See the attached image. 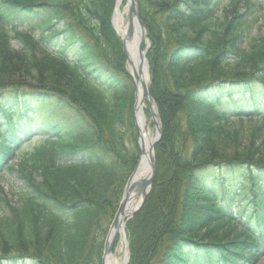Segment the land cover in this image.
Segmentation results:
<instances>
[{"label":"trees","instance_id":"trees-1","mask_svg":"<svg viewBox=\"0 0 264 264\" xmlns=\"http://www.w3.org/2000/svg\"><path fill=\"white\" fill-rule=\"evenodd\" d=\"M250 3L137 0L162 132L155 180L126 222L128 264H238L264 245V35ZM113 7L0 0V174L20 181L0 187V264H102L139 156ZM143 214L155 225L142 241Z\"/></svg>","mask_w":264,"mask_h":264},{"label":"bare ground","instance_id":"bare-ground-1","mask_svg":"<svg viewBox=\"0 0 264 264\" xmlns=\"http://www.w3.org/2000/svg\"><path fill=\"white\" fill-rule=\"evenodd\" d=\"M123 0H116V6L112 18L113 26L117 33L121 36L124 42V46L126 49L127 55V67L128 71L131 73L133 79L136 81L138 85L137 93H136V103L141 100V104L139 107V111L136 114L137 124L141 131V147H142V156L141 161L138 165L136 173L131 178V183L136 182L142 176L149 172L148 166V158H149V145L153 141L154 136L150 135L148 129H145V122L143 119V115H141V110L145 106L144 103V93H145V85L147 82V67L142 54L137 52V42L142 35V30L138 27V23L135 17L129 12L128 7H122ZM126 15L129 16L126 19ZM132 26L134 28V32H132ZM130 183V184H131ZM140 184V183H139ZM138 184V185H139ZM135 190L129 193V198L127 204L125 206L124 215L130 214L131 211L137 206L138 201L136 197L133 196ZM122 227L119 226L117 228V232H121ZM127 257V253H124V258L122 262H118L114 256H110L107 259L106 264H124L125 259Z\"/></svg>","mask_w":264,"mask_h":264},{"label":"rangeland","instance_id":"rangeland-1","mask_svg":"<svg viewBox=\"0 0 264 264\" xmlns=\"http://www.w3.org/2000/svg\"><path fill=\"white\" fill-rule=\"evenodd\" d=\"M262 5L258 2L252 3L251 11L255 12L253 19L256 18V21H252L251 23V31L254 36L259 37L264 35V0L260 1ZM125 3L123 1L122 7H124ZM127 18V15H126ZM129 86V85H128ZM130 88V86H129ZM47 112L55 114L56 117H58L61 121L65 122V117L62 113V111L58 109H49ZM148 123V131L150 135L154 133V125L150 123L149 117L147 118ZM16 159L12 160L11 163H15ZM20 184V181L14 176V174L7 168V172L3 175L0 174V185L3 186L4 191L7 192V196L10 195V192L15 189L17 185ZM138 196V195H136ZM137 198V197H136ZM138 200V199H137ZM140 225L143 230V236L142 241L148 236L150 233V229L152 228L154 224V221L152 220L151 216L148 214H143L142 219H140ZM120 237L117 238L112 245V251L114 257L117 259L118 262H122L124 258V253L126 250L125 247V237L123 234L119 233ZM255 264H264V247L260 249L258 256L256 257V263Z\"/></svg>","mask_w":264,"mask_h":264},{"label":"water","instance_id":"water-1","mask_svg":"<svg viewBox=\"0 0 264 264\" xmlns=\"http://www.w3.org/2000/svg\"><path fill=\"white\" fill-rule=\"evenodd\" d=\"M129 10L131 13L134 14V16L137 18V22L139 24V26L141 27V29L144 31V25L142 23V21L139 19L138 15H137V8H136V4H135V0H129ZM137 50L138 52L140 53V46L138 45L137 47ZM135 83V86L137 88V84L136 82ZM146 97L147 99L150 98V95H149V90L148 88L146 89ZM140 104H141V100L138 101L137 105H134V123H135V126H136V129H137V132H138V135H139V141L141 139V133H140V129L137 125V122H136V114L138 113L139 111V107H140ZM155 120V124H156V129H157V133L159 132V124L157 122V120L154 118ZM156 139H154L150 145H149V166H150V172H149V175L145 178V180L142 182V190H141V200H140V204H142L146 194L148 193V190H149V187H150V184L152 182V177H153V173H154V143H155ZM127 187V186H126ZM128 190L127 188H125V191H124V194H123V198H122V202L120 203V206H119V209L115 215V220L114 222L112 223L107 235H106V239H105V243H104V261H106V257H109L110 254H111V243H112V239L115 235V226H116V223L120 222L123 218V210L125 208V205L127 203V199H128ZM140 207V205L135 208L138 209ZM133 210V211H135Z\"/></svg>","mask_w":264,"mask_h":264}]
</instances>
